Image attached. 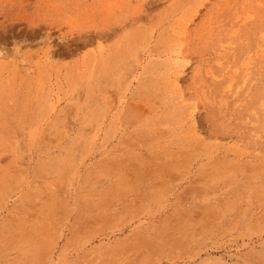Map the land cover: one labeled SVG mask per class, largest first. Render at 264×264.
Masks as SVG:
<instances>
[{
  "label": "rangeland",
  "instance_id": "rangeland-1",
  "mask_svg": "<svg viewBox=\"0 0 264 264\" xmlns=\"http://www.w3.org/2000/svg\"><path fill=\"white\" fill-rule=\"evenodd\" d=\"M0 264H264V0H0Z\"/></svg>",
  "mask_w": 264,
  "mask_h": 264
}]
</instances>
